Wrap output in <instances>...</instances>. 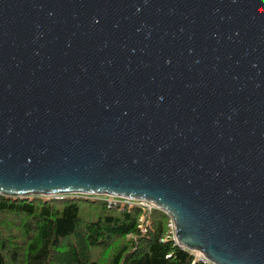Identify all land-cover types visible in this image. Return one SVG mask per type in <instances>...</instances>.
I'll return each mask as SVG.
<instances>
[{
    "label": "water",
    "instance_id": "1",
    "mask_svg": "<svg viewBox=\"0 0 264 264\" xmlns=\"http://www.w3.org/2000/svg\"><path fill=\"white\" fill-rule=\"evenodd\" d=\"M58 194L264 264V0H0V195Z\"/></svg>",
    "mask_w": 264,
    "mask_h": 264
},
{
    "label": "trees",
    "instance_id": "2",
    "mask_svg": "<svg viewBox=\"0 0 264 264\" xmlns=\"http://www.w3.org/2000/svg\"><path fill=\"white\" fill-rule=\"evenodd\" d=\"M83 196L0 195L2 264H209L167 236L164 211ZM142 214L150 222L145 228Z\"/></svg>",
    "mask_w": 264,
    "mask_h": 264
},
{
    "label": "rangeland",
    "instance_id": "3",
    "mask_svg": "<svg viewBox=\"0 0 264 264\" xmlns=\"http://www.w3.org/2000/svg\"><path fill=\"white\" fill-rule=\"evenodd\" d=\"M69 195H81V196H83V194H69ZM34 196H36V197H42L44 200H49L50 198H52V197H56V196H62L61 194H58V195H27V197H25V198H22V197H11V198H13L14 200L16 199V198H20V199H32V197H34ZM65 196V195H64ZM88 196V195H87ZM83 198H85V196H83ZM110 199V200H109ZM108 200L109 201H116V199H121V198H115V197H110ZM133 203H135V204H137V205H139L140 207H142L145 211H149V210H151L152 208H156V207H152L151 205H150V207H148L145 203H143V202H141V201H139V200H137L136 202L135 201H132V202H130V203H128V205L129 204H133ZM140 224H141V228H145L147 225H149L150 224V222H149V220L144 216V214H142V216L140 217ZM169 235V237L170 238H173L174 237V226L172 225V220H171V222H169V224H168V228H167V236ZM191 252V251H190ZM194 255H196V253H194V252H192ZM0 264H2V262H1V260H0Z\"/></svg>",
    "mask_w": 264,
    "mask_h": 264
},
{
    "label": "built area",
    "instance_id": "4",
    "mask_svg": "<svg viewBox=\"0 0 264 264\" xmlns=\"http://www.w3.org/2000/svg\"><path fill=\"white\" fill-rule=\"evenodd\" d=\"M115 198H117V197H115ZM122 200H124V202L125 203H130V202H132V201H134V200H129V199H123V198H121ZM136 202V201H135ZM141 202H143V203H145L148 207H150V205L152 206V207H154L153 206V204H151V203H148V202H145V201H141ZM172 225H173V222H172ZM173 239H174V237H173ZM202 261H204V262H206V263H209V264H212L211 262H208V261H206V260H204V259H201Z\"/></svg>",
    "mask_w": 264,
    "mask_h": 264
}]
</instances>
